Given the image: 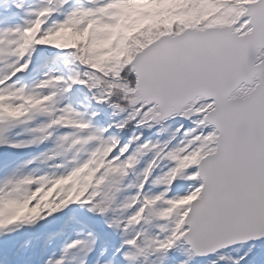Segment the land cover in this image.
Returning a JSON list of instances; mask_svg holds the SVG:
<instances>
[{
    "label": "snow or ice",
    "instance_id": "6c2138e0",
    "mask_svg": "<svg viewBox=\"0 0 264 264\" xmlns=\"http://www.w3.org/2000/svg\"><path fill=\"white\" fill-rule=\"evenodd\" d=\"M0 264H264V0H0Z\"/></svg>",
    "mask_w": 264,
    "mask_h": 264
}]
</instances>
